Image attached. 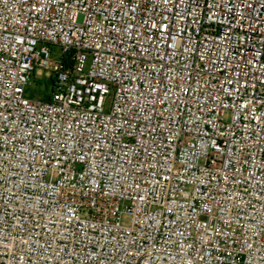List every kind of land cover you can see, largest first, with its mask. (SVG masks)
Listing matches in <instances>:
<instances>
[{
    "label": "built area",
    "instance_id": "built-area-1",
    "mask_svg": "<svg viewBox=\"0 0 264 264\" xmlns=\"http://www.w3.org/2000/svg\"><path fill=\"white\" fill-rule=\"evenodd\" d=\"M0 264H264V0H0Z\"/></svg>",
    "mask_w": 264,
    "mask_h": 264
},
{
    "label": "rangeland",
    "instance_id": "rangeland-1",
    "mask_svg": "<svg viewBox=\"0 0 264 264\" xmlns=\"http://www.w3.org/2000/svg\"><path fill=\"white\" fill-rule=\"evenodd\" d=\"M79 20L80 21H82L83 20V15H80V17H79ZM55 49H57V48H54V50ZM57 51L59 52V50L57 49ZM42 79H43V81L45 82L44 83V86H41L40 84H39V77H34L33 78V80H32V85H31V87H30V90H29V92H30V96H32V97H34L36 94H40V95H42L43 94V92L46 90L48 93H50L51 92V88H52V80L50 79V78H48V77H45V76H43L42 77Z\"/></svg>",
    "mask_w": 264,
    "mask_h": 264
},
{
    "label": "trees",
    "instance_id": "trees-1",
    "mask_svg": "<svg viewBox=\"0 0 264 264\" xmlns=\"http://www.w3.org/2000/svg\"><path fill=\"white\" fill-rule=\"evenodd\" d=\"M38 82H39V84H42V83H43L41 80H39ZM42 97H43L44 99H49V98H50V94L45 90V91L43 92V94H42Z\"/></svg>",
    "mask_w": 264,
    "mask_h": 264
}]
</instances>
